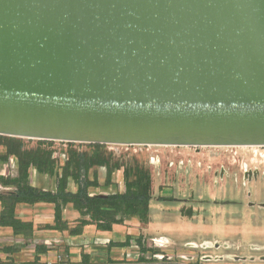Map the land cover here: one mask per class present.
I'll return each mask as SVG.
<instances>
[{
  "label": "water",
  "instance_id": "obj_1",
  "mask_svg": "<svg viewBox=\"0 0 264 264\" xmlns=\"http://www.w3.org/2000/svg\"><path fill=\"white\" fill-rule=\"evenodd\" d=\"M0 136L264 146V0H0Z\"/></svg>",
  "mask_w": 264,
  "mask_h": 264
},
{
  "label": "rangeland",
  "instance_id": "obj_2",
  "mask_svg": "<svg viewBox=\"0 0 264 264\" xmlns=\"http://www.w3.org/2000/svg\"><path fill=\"white\" fill-rule=\"evenodd\" d=\"M102 146L54 142L47 148L53 153L52 172L44 173L38 182H45V188H58L69 160L105 153L112 170L109 184L122 185L125 192L137 179L139 167L150 172V194L155 202L173 199L166 207L157 204L153 213L156 218L166 216L161 227L177 235L178 245L198 247L206 241L213 248L235 246L240 257L255 252L264 258V147ZM27 149L37 150V141L28 142ZM5 154L0 139L1 194L14 192L19 180L18 160L5 158ZM99 170L107 168L91 167L87 178L94 181L97 175L98 182ZM68 171L77 176L75 163ZM80 174L84 182L85 173ZM32 180L37 182L35 175ZM75 180L71 176L68 182ZM111 194L121 193L114 189ZM124 217L117 215L118 220Z\"/></svg>",
  "mask_w": 264,
  "mask_h": 264
},
{
  "label": "crops",
  "instance_id": "obj_3",
  "mask_svg": "<svg viewBox=\"0 0 264 264\" xmlns=\"http://www.w3.org/2000/svg\"><path fill=\"white\" fill-rule=\"evenodd\" d=\"M99 171L98 185L88 188L89 196L108 195L114 189L124 193L122 185L116 187L107 182V170ZM29 173L30 186L57 192L58 188H45V182H38L45 175L37 169L30 168ZM33 175L37 182H33ZM79 188L76 182H68L67 192L76 194ZM164 200L150 201L147 223L130 216L110 230L99 228L73 203L62 205L59 221L55 204L19 203L14 219L30 225V229L16 231L10 224L1 223L0 202V264H264V258L255 252L237 256L232 245L213 248L206 241L198 247L187 242L178 245L177 235H170L172 230L161 227L166 216L156 218L153 213L157 204L166 207L173 201Z\"/></svg>",
  "mask_w": 264,
  "mask_h": 264
},
{
  "label": "trees",
  "instance_id": "obj_4",
  "mask_svg": "<svg viewBox=\"0 0 264 264\" xmlns=\"http://www.w3.org/2000/svg\"><path fill=\"white\" fill-rule=\"evenodd\" d=\"M3 145L6 148L5 158L15 157L19 163V180L14 192L8 194L0 193V202L3 206L2 224H10L16 231H27L30 225L23 224L14 219L15 207L19 203L36 204L52 203L56 205V220L59 221L62 215V205L73 203L75 208L80 210L83 215L90 216L92 221L98 223V227L110 230L114 224H120L126 217H138L144 223L148 222L149 205L152 200L150 194L152 178L150 172L136 168L137 179L134 183H129L127 190L121 194L99 195L91 197L88 194V188L97 186V175L95 180L87 178V172L91 167L107 168V181L110 178L112 170L109 169L108 158L105 153H96L92 157L87 154L80 156L76 162L69 160L66 164V172L60 177L61 185L57 192L43 191L30 186L29 170L31 167L38 170L40 174L52 172L54 161L53 153L47 148L54 142L37 141L38 149H27V143L32 140L0 136ZM100 149L103 146L93 144ZM45 148V149H43ZM71 163H75L77 176L70 174L68 169ZM68 171V172H67ZM82 171L84 182L80 180ZM73 176L75 182L79 185V191L76 194L67 192L68 179ZM133 188H135L133 190ZM161 201H165L162 199ZM117 215L125 216L123 219H117Z\"/></svg>",
  "mask_w": 264,
  "mask_h": 264
},
{
  "label": "bare ground",
  "instance_id": "obj_5",
  "mask_svg": "<svg viewBox=\"0 0 264 264\" xmlns=\"http://www.w3.org/2000/svg\"><path fill=\"white\" fill-rule=\"evenodd\" d=\"M244 147H252V148H255V147H261V146H244ZM264 147V146H263ZM256 149V148H255Z\"/></svg>",
  "mask_w": 264,
  "mask_h": 264
}]
</instances>
